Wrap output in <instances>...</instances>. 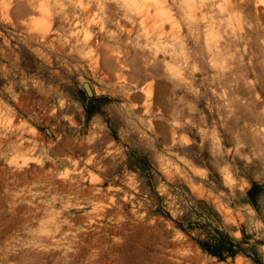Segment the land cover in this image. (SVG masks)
Here are the masks:
<instances>
[{
  "label": "rangeland",
  "instance_id": "rangeland-1",
  "mask_svg": "<svg viewBox=\"0 0 264 264\" xmlns=\"http://www.w3.org/2000/svg\"><path fill=\"white\" fill-rule=\"evenodd\" d=\"M144 1H0V264H264V0Z\"/></svg>",
  "mask_w": 264,
  "mask_h": 264
},
{
  "label": "trees",
  "instance_id": "trees-1",
  "mask_svg": "<svg viewBox=\"0 0 264 264\" xmlns=\"http://www.w3.org/2000/svg\"><path fill=\"white\" fill-rule=\"evenodd\" d=\"M204 248L208 249L214 254H217L221 259L225 258V253L229 255H235L239 251L238 248H233L231 244H228L223 241L214 246H204Z\"/></svg>",
  "mask_w": 264,
  "mask_h": 264
},
{
  "label": "bare ground",
  "instance_id": "bare-ground-1",
  "mask_svg": "<svg viewBox=\"0 0 264 264\" xmlns=\"http://www.w3.org/2000/svg\"><path fill=\"white\" fill-rule=\"evenodd\" d=\"M1 1V0H0ZM20 1V0H19ZM34 1V0H33ZM144 1V0H143ZM27 2V1H26ZM37 2V1H36ZM80 2V1H79ZM145 2V1H144ZM149 2V1H148ZM157 2V1H156ZM0 3H2V2H0ZM86 3V2H85ZM155 3V2H154ZM4 4V3H3ZM9 4V3H8ZM87 4V3H86ZM89 4V3H88ZM87 4V5H88ZM148 4V3H147ZM86 5V6H87ZM91 5V4H90ZM149 5H150V3H149ZM153 6H154V4H152ZM39 6V5H38ZM260 6V5H259ZM41 7V6H40ZM35 8V7H34ZM42 8H43V6H42ZM148 8V7H147ZM150 8V7H149ZM155 8V7H154ZM4 9V8H3ZM38 9V8H37ZM264 9V8H263ZM7 10V9H6ZM35 10V12H34V14L36 13V8L34 9ZM148 10V9H147ZM150 10V9H149ZM156 10V9H155ZM260 10V9H259ZM1 11V10H0ZM39 11H40V9H39ZM44 11H46L45 9H44ZM198 11V10H197ZM6 12V11H5ZM33 12V11H32ZM41 12V11H40ZM58 12V11H57ZM96 11H94V13H95ZM151 12V11H150ZM171 12V11H170ZM10 13H12V12H10ZM49 13V12H48ZM152 13H153V11H152ZM199 13V12H198ZM9 14V13H8ZM37 14V13H36ZM47 14V13H46ZM10 15V14H9ZM32 15H33V13H32ZM31 15V16H32ZM38 15H40V14H38ZM38 15H36V18L38 17ZM49 15V14H48ZM94 15V14H93ZM12 16H13V13H12ZM35 16V15H34ZM173 15H171V17H172ZM14 17V16H13ZM40 17H42V15H40ZM43 17H45V14H43ZM42 17V19L41 20H43L44 18ZM39 18V17H38ZM166 18V17H165ZM172 18H174V17H172ZM30 19H31V17H30ZM125 20L127 19V18H124ZM35 20V18H33V19H31V21H34ZM49 20V19H48ZM48 20H46V21H48ZM128 20V19H127ZM163 20V19H162ZM21 20H19V22H20ZM30 21V22H31ZM36 21V23L37 22H39V24H41V21H37V20H35ZM34 21V22H35ZM129 21V20H128ZM127 21V22H128ZM24 22V21H23ZM49 22V21H48ZM91 22V21H90ZM93 22V21H92ZM121 22H122V20H121ZM123 22H124V20H123ZM129 22H131V21H129ZM26 23V22H25ZM35 23V24H36ZM43 23V22H42ZM126 23V22H125ZM34 24V25H35ZM46 24V23H45ZM124 24V23H123ZM131 24V23H130ZM27 25V24H26ZM43 25V24H42ZM132 25V24H131ZM165 25H166V23H165ZM170 25V24H169ZM36 26H37V24H36ZM41 26V25H40ZM44 26V25H43ZM127 26V25H126ZM44 27H46V26H44ZM48 27V26H47ZM170 27H171V25H170ZM37 28H38V26H37ZM87 30V29H86ZM89 30V29H88ZM39 31V30H38ZM43 32V31H42ZM45 33V32H44ZM94 33V32H93ZM46 34V33H45ZM48 34V33H47ZM89 34V33H88ZM40 35H42L43 36V34H40ZM39 36V35H38ZM45 36V35H44ZM87 37V36H86ZM93 39V43H94V40H95V38H92ZM163 39V38H162ZM248 93V92H247ZM263 103V102H262Z\"/></svg>",
  "mask_w": 264,
  "mask_h": 264
},
{
  "label": "water",
  "instance_id": "water-1",
  "mask_svg": "<svg viewBox=\"0 0 264 264\" xmlns=\"http://www.w3.org/2000/svg\"><path fill=\"white\" fill-rule=\"evenodd\" d=\"M85 87H86L88 93L92 94V89H91V87H90V85L88 83L85 84Z\"/></svg>",
  "mask_w": 264,
  "mask_h": 264
}]
</instances>
